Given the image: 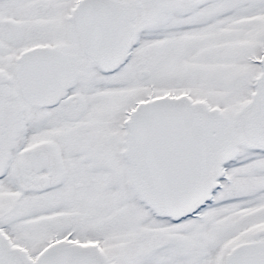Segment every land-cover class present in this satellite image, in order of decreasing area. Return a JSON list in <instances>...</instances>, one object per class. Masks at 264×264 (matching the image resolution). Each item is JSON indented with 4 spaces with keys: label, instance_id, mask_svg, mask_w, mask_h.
I'll list each match as a JSON object with an SVG mask.
<instances>
[{
    "label": "rangeland",
    "instance_id": "374dc122",
    "mask_svg": "<svg viewBox=\"0 0 264 264\" xmlns=\"http://www.w3.org/2000/svg\"><path fill=\"white\" fill-rule=\"evenodd\" d=\"M71 3L72 0H0V16L13 14L26 27L34 28L29 34L25 32L27 38L21 44L33 41L29 40L32 37L65 41L71 32L75 40V23L64 19L71 15L66 9ZM41 5L46 6L43 11ZM141 10L144 18L135 24L129 59L112 73L88 72L86 79L94 81L86 87L91 88L97 81L113 89L132 87L141 100L146 80L151 79L154 93H178L183 89L194 99L202 97L226 115L241 118L243 122L236 121L234 128L244 141L239 142L237 160L228 163L237 172L235 179L240 181V188L227 194L217 190L215 201L197 206L200 218H146L147 210L137 202L138 224L122 209L118 219L106 218L98 224L89 216L74 226L82 236L101 238L103 252L116 264H225L230 245L260 235L259 227H264V153L243 146L264 145L263 140L251 136L252 123L246 117L260 93L257 60L264 51V0H142ZM36 16L55 18L56 23L29 24V19ZM108 87L95 91L102 93ZM125 96L122 90L114 98L124 106L128 104ZM18 207L8 219L14 237L23 236L17 229L21 221L15 218H34L33 209ZM46 217L40 225L46 229L57 222L70 221L54 215ZM25 227L37 231L34 221ZM35 237L27 243L26 250L31 255L41 248Z\"/></svg>",
    "mask_w": 264,
    "mask_h": 264
},
{
    "label": "flooded vegetation",
    "instance_id": "af4514ba",
    "mask_svg": "<svg viewBox=\"0 0 264 264\" xmlns=\"http://www.w3.org/2000/svg\"><path fill=\"white\" fill-rule=\"evenodd\" d=\"M76 1L72 0L66 8L71 15L64 17L76 25L75 40L71 32L65 41L52 42L51 39L32 37L29 40L33 41L21 44L27 38L25 32L29 34L34 28L26 27L24 22L13 14L0 16V229L7 234L12 244L26 249L27 243L32 242L31 237L34 235L35 238H39L40 243H35L40 247L58 239H68L80 243H94L102 249L103 240L93 236H82L76 230L75 222L89 216L97 219L98 224L106 218L118 219L123 209V213L128 214L129 218L138 224L135 213L137 202L147 210L146 218L151 216L168 221H177L188 215L200 218L201 211L196 209L206 202L215 201L217 190L227 194L240 188L238 186L240 181L235 179L237 172L232 166H228V163L237 160L239 144L244 141L237 136L234 128L236 121L239 123L243 121L241 118L227 115L234 130L235 153L232 158L221 162L220 170L214 177L216 183L209 190L210 196L193 212L175 219L164 214H156L143 203L133 187L124 156L130 112L138 101L163 94L178 95L186 91L181 89L178 93L165 91L157 94L154 93L153 81L149 79L146 80L144 98L138 100L140 98L136 97V90L132 87L125 90L122 87L113 89L101 85L103 84L101 81L94 82L96 85L92 84L91 88L86 87L94 81L86 79L88 72L97 71L96 73L104 75L116 71L125 64L131 55L130 44H133L136 34L135 24L144 16L141 10L142 0H139V5L134 7L131 17L132 29L127 57L119 65L101 70L81 46L76 24ZM45 8L43 5L41 11ZM37 17L30 18L29 24L56 23L52 17H48L49 19ZM36 44H50L60 48L64 53V60H67L68 70L67 80L63 86L62 78L29 81L28 85L46 87L45 90L41 89L44 95H40L38 99H31L21 89L16 67L20 53ZM143 72H146V69H143ZM35 75L41 74L35 72ZM107 87L108 89H104L102 93L95 91ZM122 90L128 101L127 105L123 103L124 106L117 103L114 98ZM54 92L57 94L52 97ZM262 107L263 100L259 93L256 105L246 117L252 123L251 136L264 141L259 120ZM244 123L246 124V121ZM243 146L264 153V145L243 143ZM230 199H234V196ZM18 206L33 209L34 218L27 221L15 218L21 221L20 224L17 223V229L23 232V236L14 237L8 219L15 214ZM48 215L70 221L62 224L57 222L58 225L53 224L46 229L40 225ZM29 221L35 222L37 233L25 227ZM144 231L157 239L149 230ZM259 231L260 235L240 239L230 245L225 252V264L228 251L234 244L245 240H264V227H259ZM106 258L113 261L107 256Z\"/></svg>",
    "mask_w": 264,
    "mask_h": 264
},
{
    "label": "water",
    "instance_id": "95a60500",
    "mask_svg": "<svg viewBox=\"0 0 264 264\" xmlns=\"http://www.w3.org/2000/svg\"><path fill=\"white\" fill-rule=\"evenodd\" d=\"M138 5L139 0L76 1L81 46L99 69H111L128 55L131 17ZM257 63L263 100L259 120L264 134V52ZM67 70L60 48L36 44L20 53L16 74L24 94L38 99L46 87L27 83L62 78L63 86ZM127 127L124 156L133 187L154 213L172 219L190 213L209 197L221 162L235 153L229 117L216 105L209 106L205 100L192 101L185 93L138 101ZM0 264L115 263L96 244L68 239L49 242L31 256L23 247L12 245L0 229ZM227 264H264V240L234 244L228 251Z\"/></svg>",
    "mask_w": 264,
    "mask_h": 264
}]
</instances>
